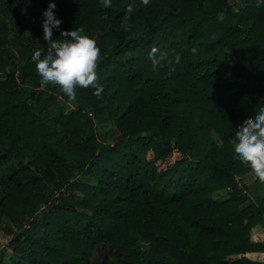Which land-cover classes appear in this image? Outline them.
Masks as SVG:
<instances>
[{
  "label": "trees",
  "instance_id": "trees-1",
  "mask_svg": "<svg viewBox=\"0 0 264 264\" xmlns=\"http://www.w3.org/2000/svg\"><path fill=\"white\" fill-rule=\"evenodd\" d=\"M50 2L100 49L99 97L41 84ZM240 3L0 0V264H264V182L233 140L264 107V8Z\"/></svg>",
  "mask_w": 264,
  "mask_h": 264
},
{
  "label": "clouds",
  "instance_id": "clouds-1",
  "mask_svg": "<svg viewBox=\"0 0 264 264\" xmlns=\"http://www.w3.org/2000/svg\"><path fill=\"white\" fill-rule=\"evenodd\" d=\"M102 6L111 7L112 0H101ZM147 5L149 0H142ZM256 6L264 8V0H257ZM56 4L50 2L42 12L43 39L47 41V54L39 49L34 50L31 60L42 85L49 83L58 85L60 91L70 100L76 98V88L94 89L97 97L103 91V85L97 83V60L100 49L96 42L85 33L82 27L64 30L62 23L54 12ZM132 11V6L126 7V14ZM224 12L217 14V20H224ZM59 30L63 39H53V30ZM195 52L196 49H193ZM177 61L179 57L176 58ZM234 156L239 162L264 182V107L257 110L254 118L246 120L233 137Z\"/></svg>",
  "mask_w": 264,
  "mask_h": 264
},
{
  "label": "rangeland",
  "instance_id": "rangeland-1",
  "mask_svg": "<svg viewBox=\"0 0 264 264\" xmlns=\"http://www.w3.org/2000/svg\"><path fill=\"white\" fill-rule=\"evenodd\" d=\"M231 4H241L240 0H230ZM235 10H238L237 7H235ZM0 77L3 78L4 74L0 73ZM100 130H104V128L101 126L99 127ZM111 132L113 135H116V133L113 131V127L110 126ZM182 157H184V154L179 151V150H174L173 154L165 159V160H161L156 162V167L158 168L159 171H165L167 168L171 167L172 165H174L177 161H179ZM148 159L149 160H153L154 159V154L152 152H150L148 154ZM257 179V177L252 173V175H248V177L246 178V184L252 185V183ZM44 194L42 192H38L36 195V199L39 202H42V206L43 208H46L47 205L45 203H43V199H44ZM6 226H10L11 228H13L11 233H16L18 230L17 228L11 224L9 221H6ZM13 235H5L4 233L0 234V249H3L4 247L8 246V243L10 242V240L12 239ZM253 242H264V229L261 228H256L253 232V238H252ZM8 254H12V249L8 250ZM255 256V257H254ZM249 257L253 258V259H257V260H263L264 259V255L263 254H257L256 255H249Z\"/></svg>",
  "mask_w": 264,
  "mask_h": 264
},
{
  "label": "built area",
  "instance_id": "built-area-1",
  "mask_svg": "<svg viewBox=\"0 0 264 264\" xmlns=\"http://www.w3.org/2000/svg\"><path fill=\"white\" fill-rule=\"evenodd\" d=\"M24 228H29V225H28V224H26V225L24 226Z\"/></svg>",
  "mask_w": 264,
  "mask_h": 264
},
{
  "label": "crops",
  "instance_id": "crops-1",
  "mask_svg": "<svg viewBox=\"0 0 264 264\" xmlns=\"http://www.w3.org/2000/svg\"><path fill=\"white\" fill-rule=\"evenodd\" d=\"M255 257V256H254ZM256 257H257V255H256ZM255 260H257V259H255Z\"/></svg>",
  "mask_w": 264,
  "mask_h": 264
}]
</instances>
